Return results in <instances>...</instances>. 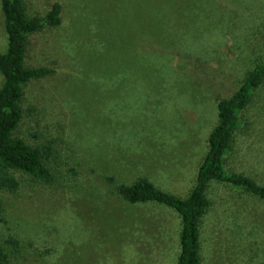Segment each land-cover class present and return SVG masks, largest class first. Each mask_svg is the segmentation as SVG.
<instances>
[{
	"label": "rangeland",
	"instance_id": "rangeland-1",
	"mask_svg": "<svg viewBox=\"0 0 264 264\" xmlns=\"http://www.w3.org/2000/svg\"><path fill=\"white\" fill-rule=\"evenodd\" d=\"M22 1L28 16L58 1L61 23L26 44L25 66L53 72L23 87L14 136L47 150L52 180L13 171L18 189H0L8 264H176L178 214L128 204L114 187L146 176L187 196L219 100L264 58V0H209L195 37L176 44L137 41L154 19L150 0H139L138 12L132 0L130 24L101 0ZM6 48L0 4V52ZM139 63L149 76L139 75ZM225 168L264 185V80L241 113ZM207 197L201 264H264V200L215 181Z\"/></svg>",
	"mask_w": 264,
	"mask_h": 264
},
{
	"label": "trees",
	"instance_id": "trees-1",
	"mask_svg": "<svg viewBox=\"0 0 264 264\" xmlns=\"http://www.w3.org/2000/svg\"><path fill=\"white\" fill-rule=\"evenodd\" d=\"M113 6L130 24L133 13L132 0H101ZM7 36V48L0 52V72L3 82L0 86V189L15 191L19 182L13 171H21L37 181L52 180L50 170L43 162L47 150L31 146L14 136L22 119V90L30 81L45 77L52 68L28 67L24 64L26 44L30 34L55 27L61 23V4L54 1L42 15L28 16L22 0H0ZM143 5L138 0V9ZM209 0H150L152 23L139 27L137 41H169L170 44L194 38L195 27L208 16ZM204 14V17L202 16ZM137 24V21H136ZM138 26V25H137ZM139 75L146 66L139 63ZM143 64V65H142ZM264 80V58L258 61L244 76L238 88L218 102V119L208 135V149L196 173L194 185L182 198L155 185L146 176H138L131 183H116L114 194L128 204L154 203L173 209L179 216V253L176 264H201L199 225L211 202L207 191L212 181L222 182L264 200V185L242 172L225 168L227 155L232 151L234 132L240 122L242 111L251 101L254 91ZM107 179L113 183L114 179ZM2 204L0 200V212ZM0 264H8L7 254L0 245Z\"/></svg>",
	"mask_w": 264,
	"mask_h": 264
}]
</instances>
